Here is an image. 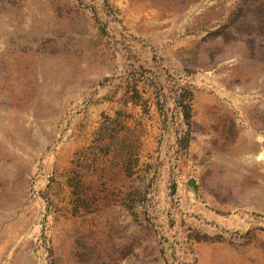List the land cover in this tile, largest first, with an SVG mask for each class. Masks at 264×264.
<instances>
[{"label": "rangeland", "instance_id": "1", "mask_svg": "<svg viewBox=\"0 0 264 264\" xmlns=\"http://www.w3.org/2000/svg\"><path fill=\"white\" fill-rule=\"evenodd\" d=\"M0 264H264V0H0Z\"/></svg>", "mask_w": 264, "mask_h": 264}, {"label": "water", "instance_id": "2", "mask_svg": "<svg viewBox=\"0 0 264 264\" xmlns=\"http://www.w3.org/2000/svg\"><path fill=\"white\" fill-rule=\"evenodd\" d=\"M194 181V180H193Z\"/></svg>", "mask_w": 264, "mask_h": 264}]
</instances>
